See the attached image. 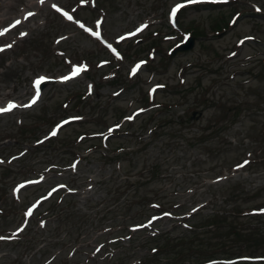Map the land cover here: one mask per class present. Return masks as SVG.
I'll return each mask as SVG.
<instances>
[{
    "label": "rangeland",
    "instance_id": "rangeland-1",
    "mask_svg": "<svg viewBox=\"0 0 264 264\" xmlns=\"http://www.w3.org/2000/svg\"><path fill=\"white\" fill-rule=\"evenodd\" d=\"M9 1L0 108L18 107L0 113V264H166L158 242L264 205V0Z\"/></svg>",
    "mask_w": 264,
    "mask_h": 264
},
{
    "label": "trees",
    "instance_id": "trees-1",
    "mask_svg": "<svg viewBox=\"0 0 264 264\" xmlns=\"http://www.w3.org/2000/svg\"><path fill=\"white\" fill-rule=\"evenodd\" d=\"M218 27H220L219 24ZM171 123L173 121L170 120ZM148 124L143 125L146 127ZM153 126L157 125L153 124ZM157 129L158 126L155 129L152 127L150 129L151 133ZM117 151L119 150H115L114 152ZM14 156L16 154L10 155V158ZM236 165V163L235 165H231L230 169H233ZM154 169L158 168L152 167L150 175L156 172ZM44 173L45 171L40 172L37 177L42 178ZM219 177L221 175L217 176L216 174L214 176L215 179ZM29 180L31 179L25 178L20 180V183ZM226 189H232L230 201L236 203L235 198L237 197L236 193H238L236 190H240L239 186L236 189L231 187ZM31 207V204L26 206V211L28 212ZM261 210H264V205L241 208L240 204H233L228 209L219 208L209 216H203L200 224H191L190 230L193 229V231H190V237H196L192 247H187L188 238L187 240L184 238L188 237L189 234H184L174 239L165 238L158 242L151 247V255L158 256L165 253L166 262L164 263L166 264H185L186 262H190V264H264V222L251 224L256 219L264 218V211ZM3 213V210L0 208V215ZM196 213L190 214V216L193 215L194 217ZM245 218L252 219L251 223H248ZM140 224L142 222L135 225ZM9 233L10 231H7L2 235H8ZM157 238L159 239V237ZM145 263L159 264L155 259L148 262L140 261L139 264Z\"/></svg>",
    "mask_w": 264,
    "mask_h": 264
},
{
    "label": "snow or ice",
    "instance_id": "snow-or-ice-1",
    "mask_svg": "<svg viewBox=\"0 0 264 264\" xmlns=\"http://www.w3.org/2000/svg\"><path fill=\"white\" fill-rule=\"evenodd\" d=\"M40 2L41 3H43V0H40ZM187 2L188 3H192V2H194V0H187ZM181 7H183V5L182 4H178V5H176L173 9H172V13H171V15L173 16V17H175V15H176V12L181 8ZM259 10V9H258ZM33 15V13L32 12H29L28 14H27V16H29V17H31ZM69 19H71L72 17L71 16H69L68 17ZM21 23V21L20 20H17L16 22H15V25H18V24H20ZM15 25H13V27H15ZM144 27H146V25H143V26H141V28H139V29H137V31L139 32V31H141ZM5 31H7V30H5ZM2 34H4L3 32H0V35H2ZM21 35H25V33H21ZM94 35H99V33H94ZM129 35H134V33H131V34H129ZM120 39H124V37H121ZM139 67V65H137V68ZM81 70H83V69H80V68H78L76 71H74L73 73H72V75H76L77 73H78V71H81ZM133 71H136V69H133ZM70 77H63L62 79H69ZM46 78L45 77H40V78H38V80L35 82L36 83V86H37V89L39 88V84L41 83V82H43L44 80H45ZM38 96H39V91L37 90V95L32 99V101H31V103L32 104H34L35 102H36V99L38 98ZM28 106H30V105H24V107H28ZM15 107H18V105H16L14 102H9V104H8V106L7 107H5V108H0V113H3V112H7V111H11L13 108H15ZM65 123H67V121H65ZM53 135H55V132H53L52 133ZM245 163H247V161H245ZM242 165H238V167H241ZM261 211H264V210H261ZM28 215H31V209L29 210V212L27 213ZM167 215V214H166ZM153 219H157V218H153ZM150 224H151V221H149V226H150ZM137 227H143L142 225L141 226H137ZM0 239H4V237H0Z\"/></svg>",
    "mask_w": 264,
    "mask_h": 264
},
{
    "label": "bare ground",
    "instance_id": "bare-ground-1",
    "mask_svg": "<svg viewBox=\"0 0 264 264\" xmlns=\"http://www.w3.org/2000/svg\"><path fill=\"white\" fill-rule=\"evenodd\" d=\"M27 4L30 5V6H35L36 3L34 2V0H26ZM6 6H9V10H10V7L12 6V2L9 1V3L7 2V0H0V14L3 10H5V14H7L9 11L6 10Z\"/></svg>",
    "mask_w": 264,
    "mask_h": 264
},
{
    "label": "water",
    "instance_id": "water-1",
    "mask_svg": "<svg viewBox=\"0 0 264 264\" xmlns=\"http://www.w3.org/2000/svg\"><path fill=\"white\" fill-rule=\"evenodd\" d=\"M194 45V39H190L187 44H182L179 48L190 49Z\"/></svg>",
    "mask_w": 264,
    "mask_h": 264
}]
</instances>
